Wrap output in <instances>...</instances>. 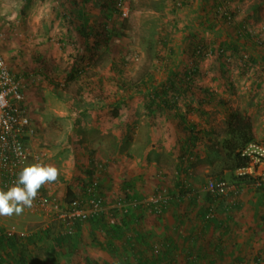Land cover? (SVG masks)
<instances>
[{"label": "rangeland", "instance_id": "1", "mask_svg": "<svg viewBox=\"0 0 264 264\" xmlns=\"http://www.w3.org/2000/svg\"><path fill=\"white\" fill-rule=\"evenodd\" d=\"M0 54L24 87L26 148L59 169L39 191L64 207L95 182L105 217L58 244L54 218L0 216V234L14 235L0 238V264H136L135 234L156 264H209L217 242L219 264H264V190L235 179L223 148L234 113L264 144V0H0ZM181 116L205 132L192 151ZM217 179L229 189L209 213ZM206 213L232 226L206 230ZM113 229L122 235L108 252ZM193 250L201 256L187 258Z\"/></svg>", "mask_w": 264, "mask_h": 264}, {"label": "built area", "instance_id": "2", "mask_svg": "<svg viewBox=\"0 0 264 264\" xmlns=\"http://www.w3.org/2000/svg\"><path fill=\"white\" fill-rule=\"evenodd\" d=\"M122 17L127 10L118 3ZM24 87L22 82L10 72L0 54V190L12 187L19 172L41 160L40 154H32L25 146V140L32 134L30 122L24 107ZM240 156L246 164L235 170L236 178L251 181L252 189L264 190V144L252 141L241 151ZM228 184L223 179L211 180L206 191L214 199L226 196ZM97 184L93 182L86 188L82 198H74L62 207L58 202L39 191L30 212L57 220L64 236H73L74 226L89 218L103 214V200L97 195ZM11 232L0 234V238H10Z\"/></svg>", "mask_w": 264, "mask_h": 264}, {"label": "trees", "instance_id": "3", "mask_svg": "<svg viewBox=\"0 0 264 264\" xmlns=\"http://www.w3.org/2000/svg\"><path fill=\"white\" fill-rule=\"evenodd\" d=\"M81 13V12H80ZM82 15L80 14V17ZM78 30V32L81 35H84L85 38H88L90 36L89 33L93 32V29L89 27V25L87 23L80 24V27L76 28ZM154 96L156 97L155 93ZM181 121L183 122L182 128L184 131V140L182 141V151L183 152H187V151H192V149H194L197 145V143L202 139V137L205 135V132L203 129H201L199 127L198 124L195 123H191V124H187L185 121L184 116H181ZM253 141V136H252V125L251 122L249 121V119L247 117L241 116L238 113H234L232 115H230L228 122H227V127H226V139L224 140L223 143V148L226 151V157L225 159L228 162L227 165V169L231 172L234 173L235 170H237L238 168L243 167L246 162L245 160H243V158H241L240 156V151L246 146L248 145L250 142ZM236 180L243 182L246 186L251 187V181H249L246 178H235ZM99 187L97 186V189ZM256 190H261V189H256ZM102 197V196H101ZM124 197L126 199L130 198V196H128L127 194L124 195ZM74 199V194H72L71 191H68L67 193V203L71 202V200ZM138 199V198H135ZM215 199L212 198L210 195H208V207H207V212L211 213L213 208L212 206V201H214ZM171 202H168V204H170ZM165 204H167V201L165 202ZM167 204V205H168ZM103 205V204H102ZM211 216H209V214H204L203 218L206 219L207 223H209V225H216L217 224V220L214 219V215L210 214ZM125 218L131 220H135L133 219V216L131 213H127L125 212ZM87 221L94 223L96 225L98 224H103L105 223V217L103 214L97 215V216H93L92 218H89ZM83 223H78L74 226V234L75 237H77V233L79 231V227L82 225ZM130 225V224H129ZM78 230V231H77ZM122 235L121 229L119 230H115L113 229L112 233L109 232V230H106L105 232V236L107 237V242L105 245L102 246V249H106L108 250V252H113L114 249V243H113V239H120ZM72 236H64L61 237L59 239L58 244L61 241H65V239H71ZM138 234H135V236L133 238H130L129 240H127V245L130 247L131 249V253H132V257L133 260L136 264H156L157 259H150V258H145L143 257V254L138 250V252H136V248L134 247V243H139L141 241V237ZM138 238V239H137ZM12 239L8 240L5 244L6 246H11L14 247L15 241H11ZM31 241V240H28ZM166 242H169V240H167ZM3 240L0 239V246L3 244ZM168 244V243H167ZM167 249V248H166ZM170 249V248H169ZM167 256H169V250H166L165 253V257L167 258ZM21 264H26L25 261H23V259L20 260ZM131 262H126L125 264H130ZM120 264V263H118ZM124 264V263H123Z\"/></svg>", "mask_w": 264, "mask_h": 264}, {"label": "clouds", "instance_id": "4", "mask_svg": "<svg viewBox=\"0 0 264 264\" xmlns=\"http://www.w3.org/2000/svg\"><path fill=\"white\" fill-rule=\"evenodd\" d=\"M58 178L59 169L54 165L37 162L25 166L12 187L7 191L0 190V216L22 214L25 208L33 206L41 187Z\"/></svg>", "mask_w": 264, "mask_h": 264}, {"label": "crops", "instance_id": "5", "mask_svg": "<svg viewBox=\"0 0 264 264\" xmlns=\"http://www.w3.org/2000/svg\"><path fill=\"white\" fill-rule=\"evenodd\" d=\"M254 190V189H253ZM257 198V197H256ZM255 201H257L256 199H255ZM228 202L230 203V199H229V197H226L225 199H222L221 201H220V203L218 204V207H217V211L219 212V213H222V212H224L225 210H226V208L227 207H229V204H228ZM233 205V204H232ZM233 207H237V208H240V204L238 205V206H236V205H233ZM243 209L244 208H242V209H240V211L239 212H243ZM229 215H233V211H232V213L231 214H229ZM263 216H264V214H263ZM230 216H228V218H229ZM228 218H224L226 221L228 220H230V218L228 219ZM220 219H222V222H219V220H217V224L215 225H209V223H205V225H204V227H206V230L207 229H210V228H213V227H219L220 228V231H221V233L222 232H224L225 230H227V229H229V226L228 225H230V226H232L231 224H230V222H228V224L226 223L225 224V221H224V219L221 217ZM227 227V229H226V227ZM223 227H225V228H223ZM231 240H233V238L231 239ZM215 245V244H214ZM213 247V246H212ZM224 247H226V246H220V243L219 242H217V244H216V246L214 247V251H213V249H212V253H209V255H208V253H207V255L206 256H203V259L204 258H208V256H210V262H209V264H219V261H220V259H222V258H225L226 256H225V253H224V251H222V248H224ZM189 250H191V249H189ZM224 253V254H223ZM202 254H204V253H202ZM198 256H201V254L200 253H198V252H195L194 250L193 251H189V254H188V257L187 258H189V259H193V258H198ZM214 257H216V259H214ZM202 258V257H201Z\"/></svg>", "mask_w": 264, "mask_h": 264}]
</instances>
